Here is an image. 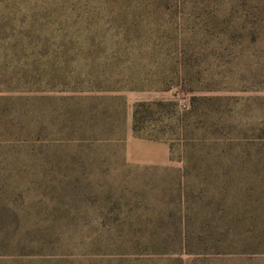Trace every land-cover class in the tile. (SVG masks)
I'll return each mask as SVG.
<instances>
[{"label": "rangeland", "instance_id": "obj_1", "mask_svg": "<svg viewBox=\"0 0 264 264\" xmlns=\"http://www.w3.org/2000/svg\"><path fill=\"white\" fill-rule=\"evenodd\" d=\"M0 264H264V0H0Z\"/></svg>", "mask_w": 264, "mask_h": 264}, {"label": "crops", "instance_id": "obj_2", "mask_svg": "<svg viewBox=\"0 0 264 264\" xmlns=\"http://www.w3.org/2000/svg\"><path fill=\"white\" fill-rule=\"evenodd\" d=\"M132 128V124H131ZM132 134V130H131ZM130 144L136 146H145L149 148L148 151L145 152H132L134 153V157L131 158L133 163L136 165H132L129 162L128 158L125 157V163L128 166L138 167V168H165L173 166L176 160L181 159V157H177L175 153L170 151V146L168 142L161 140V139H153V138H146L141 136L133 135L131 137ZM189 190L188 186H183V191ZM198 190H205V189H198ZM185 199V198H184Z\"/></svg>", "mask_w": 264, "mask_h": 264}]
</instances>
